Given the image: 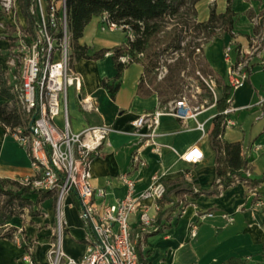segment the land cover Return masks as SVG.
<instances>
[{"label":"crops","instance_id":"0c3cea01","mask_svg":"<svg viewBox=\"0 0 264 264\" xmlns=\"http://www.w3.org/2000/svg\"><path fill=\"white\" fill-rule=\"evenodd\" d=\"M48 1L43 0V5L46 6ZM53 1L58 8L61 6V0ZM230 3L235 13L231 31L206 43L201 55L215 76L228 85L227 68L238 60V50L247 47L257 36L262 39L258 52L251 57L248 78L236 89H229L227 106L233 110L224 117L229 123L223 124L221 139L240 142L249 165V178L264 179V103H259L264 99V0H230ZM211 6L217 13H223L227 0L197 1L194 5L196 20L206 21ZM101 17L93 16L78 39L90 55L121 44L127 35L120 29H103ZM26 26L18 0H12L8 10L2 7L0 0V66L12 87L19 83L21 66H17V60L13 61V58L18 37ZM229 42L231 50L227 60L223 49ZM71 68L79 75L81 86L79 91L74 87L68 89L70 130L80 132L87 126L101 124L112 128L108 143L92 158L90 167L91 184L106 191L105 202L113 203L125 194L126 188L120 180L124 172L135 180L134 195L147 187L153 173L163 175L167 190L178 186V183L169 184L170 181L183 177L194 192L211 187L215 181V152L208 134L218 112L215 103L204 105L195 118L184 121L168 114L160 116L153 137L160 152L144 147L145 165L134 169L130 165V154L138 144V136L134 133L133 121L166 107L159 103L156 95L142 98L136 94L142 65L138 62L127 64L115 80L117 70L109 51L98 59L73 61ZM102 81L118 85L112 97ZM202 97L205 103L210 100L208 92L202 93ZM86 98L92 101V108L83 106L82 100ZM6 102L7 98L0 94V104ZM196 121L204 122L203 132L196 128ZM55 123L62 128L61 115L55 118ZM146 131L144 126L139 129V132ZM193 146L201 150L203 157L196 164H187L180 155ZM34 172L26 150L0 123V179L21 180ZM28 198L34 202L36 194H30ZM171 198L179 206L161 224L155 222V201H144L154 220L143 235L139 236L141 209L128 217L131 239L139 245L145 264H223L229 258L243 259L242 264H264V180L250 186L238 181L213 195L201 193L194 197L185 193L182 196L172 194ZM180 205L182 210H179ZM62 208L65 220L63 249L69 256L79 258L88 243L80 218V205L70 194ZM33 210L38 214L31 216L23 212L3 226L2 231L12 229V238L0 236V264H28L23 255L29 247L33 264H49L47 251L54 241L57 225L54 196L33 205ZM200 213L210 215L199 220ZM225 216L231 217L232 221L228 222ZM197 220V233L190 237L189 227ZM15 235L18 236L16 239Z\"/></svg>","mask_w":264,"mask_h":264},{"label":"built area","instance_id":"2783aa9c","mask_svg":"<svg viewBox=\"0 0 264 264\" xmlns=\"http://www.w3.org/2000/svg\"><path fill=\"white\" fill-rule=\"evenodd\" d=\"M12 0H1L4 9L10 8ZM60 9V24L62 37L56 43L50 36L48 29L56 28V11ZM32 12L34 13L39 35L33 39L30 45L25 44L22 35L16 55L13 61L20 58L19 83L13 86L16 93L18 105L26 113H33V123L27 128L22 126L10 129L4 126L17 143L23 147L30 157L34 175L19 180L23 186H29L35 191L50 192L55 198V211L57 225L54 230V241L47 251L49 264H142L139 261L135 243L131 239L128 217L130 214L141 209L139 215L140 235L148 231L154 220L149 215V207L145 200H153V209L158 212L160 206L158 200L164 195L166 188L161 173H153L149 184L138 195H134L135 180L127 173L120 175V180L125 186V194L113 203L104 201L106 191L102 188H94L91 184V161L99 153L100 148L108 143V137L112 128L109 125L87 126L80 132H72L69 127L68 116V89L74 87L80 90L81 79L73 71L69 64V37L66 27L65 0H61L58 8L53 0H49L46 6L43 0H33ZM103 29L113 31L120 29L132 38V30L129 26L111 21L106 14L101 17ZM206 37L199 35L195 41V54H200L206 44ZM261 38L255 37L247 47L238 50L239 56L235 63L229 64L227 68V79L229 89H236L247 78L249 72V60L255 55L261 46ZM43 43L42 45H40ZM231 42L224 46L223 54L229 59ZM122 63L128 62L127 56L119 57ZM170 61V60H169ZM163 74L166 72L161 67ZM197 78L206 88L211 90L212 102L217 100L214 91V79L211 76L204 77L196 71ZM184 79L185 72L181 73ZM200 78V79H199ZM194 85L185 80L184 89L192 90ZM197 89V87H196ZM230 99L227 98L229 105ZM83 106L92 108V101L82 100ZM259 103H264L261 99ZM202 106H190L182 94L175 100L166 104L164 109H157L152 113L145 114L133 121L134 133L138 136V144L130 154V165L136 169L145 165L142 157V149L151 147L155 153L160 152L159 145L154 141L155 128L159 123L160 116L172 115L182 121L195 118L203 109ZM233 109L227 106L222 114L226 116ZM61 115L63 126L58 128L55 118ZM30 123V122H29ZM229 121L224 120L223 124ZM146 127V132H139L141 127ZM196 128L204 131V122L196 121ZM203 157L201 150L190 147L180 158L187 164H196ZM247 178L249 171H245ZM188 176V173L185 174ZM75 193L80 205V218L85 229L88 243L85 252L74 258L66 254L62 248V234L65 227L62 205L65 197ZM208 213H200L198 219H203ZM226 217L228 222L231 217ZM198 220L191 223L189 236L194 237L197 233ZM18 236L15 235L16 239ZM24 261L33 264L30 258V247L23 255Z\"/></svg>","mask_w":264,"mask_h":264},{"label":"trees","instance_id":"16d2710c","mask_svg":"<svg viewBox=\"0 0 264 264\" xmlns=\"http://www.w3.org/2000/svg\"><path fill=\"white\" fill-rule=\"evenodd\" d=\"M199 0H65L66 27L69 37V64L81 58L98 59L107 52H112V58L117 70L115 80L120 77L122 70L131 62H138L142 65L143 72L140 76L136 94L146 98L156 95L160 104L177 99L183 92L185 79L181 76L185 72L187 76H194L199 71L204 77L211 76L217 87L221 90V96L216 100L218 112L212 119V129L209 132L211 148L215 152V181L207 190L194 192L193 188L186 183V179L178 178L170 181L169 184L178 186L167 190L162 198L158 200L160 206L155 222L161 224L171 214L175 207L179 206L171 198L172 194L182 196L189 193L196 197L203 193L213 195L230 184L238 181L246 184L256 185L264 179L251 180L245 175L249 171L247 160L242 154L240 142H226L221 139L223 132L224 115L222 111L227 107L229 87L224 80L215 76L209 64L201 59L200 54H195V47L198 43L195 39L199 35L206 37V43L229 33L233 25L235 13L231 8L230 0L223 13H217L213 6L210 8L209 17L206 21L196 20L195 3ZM20 9L26 18L27 26L22 38L25 44L30 45L31 41L39 35V28L34 13L31 10L33 0H18ZM106 14L108 18L118 24L127 25L131 28L133 37L126 35L125 40L111 49H101L93 54H88V48L80 45L78 39L83 33L85 25L93 16ZM60 9L56 11L57 26L48 29L51 38L58 43L62 37L60 24ZM41 43L40 45H42ZM127 56L128 62L122 63L119 57ZM170 60V61H169ZM19 65V64H18ZM164 67L166 72L158 79L159 69ZM17 74L19 72L17 71ZM199 84L203 93L208 90L200 81ZM111 97L118 85H108L102 81ZM0 94L7 98L8 102L0 104V123L13 129L17 126L27 128L33 113H26L18 105L16 93L9 85L4 70L0 66ZM210 100L205 106L212 102ZM200 101L203 97L200 96ZM186 180V181H185ZM14 189H6V187ZM36 194V200L32 202L28 195ZM74 202L79 205L78 197L72 193ZM50 192L35 191L29 186H23L19 180L0 179V236L12 238V229L2 231L6 222L14 216L23 213L25 207L39 205L46 198L51 197ZM76 198V199H75ZM181 205H180V209ZM38 211L30 210L29 215L35 216ZM139 261L142 264L139 245L135 244ZM243 259L229 258L223 264H242Z\"/></svg>","mask_w":264,"mask_h":264},{"label":"rangeland","instance_id":"374dc122","mask_svg":"<svg viewBox=\"0 0 264 264\" xmlns=\"http://www.w3.org/2000/svg\"><path fill=\"white\" fill-rule=\"evenodd\" d=\"M19 38V37H18ZM18 38H16V40L18 39ZM260 48V47H259ZM232 56V55H231ZM254 56V55H253ZM252 56V57H253ZM200 57H201V59L203 58L202 57V55H201V53H200ZM203 60V59H202ZM21 60H20V58H18L17 59V66H18V64L19 65H21L20 62ZM250 61L251 60H249V63H250ZM161 73H163V70H161V69H159V71H158V74H157V77H158V79H159V77L162 75ZM194 76L196 77L197 76V74H196V72H195V74H194ZM200 79V78H199ZM185 80L187 81V83H192L193 85H194V87H193V89L192 90H190V89H184V91H183V96L186 98V101H187V103L190 105V106H202V104H204L205 103V101H200V96H201V94L203 93V90H202V88H201V85L199 84V81H198V79H196V78H194V77H192V76H187L186 78H185ZM215 85H214V91H215V93H216V97H217V99L221 96V90H219L220 88L219 87H217V85H216V83H214ZM196 87H197V89H196ZM207 90H208V93H210V95H211V90L209 89V88H207ZM14 189L13 187H6V189ZM66 198V197H65ZM0 199H2V198H0ZM65 200V199H64ZM63 204H64V201H63ZM62 207H63V205H62ZM63 209V208H62ZM30 210H33V205L31 206V207H25L24 208V210H23V214H29V211ZM63 219H64V214H63ZM64 234H65V232L63 231V234H62V239H63V237H64ZM62 248H63V246H62ZM64 250V249H63ZM65 252V251H64Z\"/></svg>","mask_w":264,"mask_h":264},{"label":"water","instance_id":"95a60500","mask_svg":"<svg viewBox=\"0 0 264 264\" xmlns=\"http://www.w3.org/2000/svg\"><path fill=\"white\" fill-rule=\"evenodd\" d=\"M32 123H33V118H31V120H30V123H29L30 127L32 126Z\"/></svg>","mask_w":264,"mask_h":264}]
</instances>
